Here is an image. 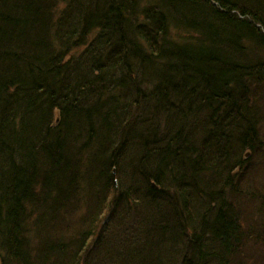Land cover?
<instances>
[{
    "label": "trees",
    "instance_id": "obj_1",
    "mask_svg": "<svg viewBox=\"0 0 264 264\" xmlns=\"http://www.w3.org/2000/svg\"><path fill=\"white\" fill-rule=\"evenodd\" d=\"M0 264H264V0H0Z\"/></svg>",
    "mask_w": 264,
    "mask_h": 264
},
{
    "label": "water",
    "instance_id": "obj_2",
    "mask_svg": "<svg viewBox=\"0 0 264 264\" xmlns=\"http://www.w3.org/2000/svg\"><path fill=\"white\" fill-rule=\"evenodd\" d=\"M250 152L249 153H247V155H246V158L245 159H249V157H250Z\"/></svg>",
    "mask_w": 264,
    "mask_h": 264
}]
</instances>
